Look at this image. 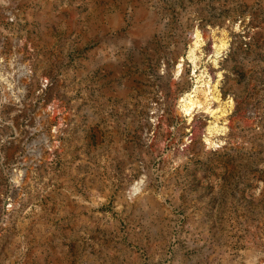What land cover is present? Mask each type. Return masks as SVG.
<instances>
[{"label": "rangeland", "instance_id": "374dc122", "mask_svg": "<svg viewBox=\"0 0 264 264\" xmlns=\"http://www.w3.org/2000/svg\"><path fill=\"white\" fill-rule=\"evenodd\" d=\"M0 264H264V0H0Z\"/></svg>", "mask_w": 264, "mask_h": 264}, {"label": "bare ground", "instance_id": "6f19581e", "mask_svg": "<svg viewBox=\"0 0 264 264\" xmlns=\"http://www.w3.org/2000/svg\"><path fill=\"white\" fill-rule=\"evenodd\" d=\"M22 68V67H21ZM23 74V73H22ZM26 74V73H25ZM191 94H187L185 95V98H182V100L180 101L181 102V108L183 109V111L185 113H188L191 111V109L194 107L195 103L191 100ZM187 101V102H186ZM207 114V112H206ZM139 185L138 183L137 184H134L130 190V194H134L136 193L138 190H139Z\"/></svg>", "mask_w": 264, "mask_h": 264}, {"label": "built area", "instance_id": "2783aa9c", "mask_svg": "<svg viewBox=\"0 0 264 264\" xmlns=\"http://www.w3.org/2000/svg\"><path fill=\"white\" fill-rule=\"evenodd\" d=\"M48 85V80L47 79H42L41 80V89H45Z\"/></svg>", "mask_w": 264, "mask_h": 264}]
</instances>
